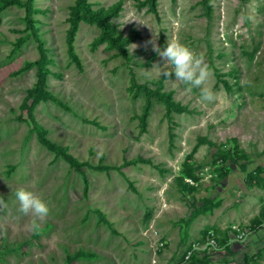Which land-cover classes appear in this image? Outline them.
Returning a JSON list of instances; mask_svg holds the SVG:
<instances>
[{"label":"rangeland","instance_id":"rangeland-1","mask_svg":"<svg viewBox=\"0 0 264 264\" xmlns=\"http://www.w3.org/2000/svg\"><path fill=\"white\" fill-rule=\"evenodd\" d=\"M90 1L95 7L115 0ZM136 1L122 0L112 21L118 29L134 26L141 31V37L128 44L137 80L150 81L160 77L161 70L171 71L153 44L163 48L179 42L204 56L215 102L201 104L198 90L188 92L174 76L165 78V89H172L174 99L192 111L173 112L175 135L169 140L163 104L153 99L146 131H140L133 114L139 111L144 92L131 95L122 56H113L114 50L104 43L90 48L100 29L79 21L73 39L81 62L78 68L65 43L72 0H32L38 8L31 13L34 27L52 60L47 63V92L32 104L33 120L48 139L66 144L80 160L89 178L85 193L80 172L38 140L20 106L36 68L13 70L39 53L32 33L11 50L13 39L30 30L25 28L24 6L4 7L0 11V264H176L184 247L201 237L206 226L223 235L229 222L246 224L264 211V0H209V15L199 0H158V18ZM134 155L149 157L157 167L140 159L123 163V158ZM97 162L107 167L96 168ZM252 169L256 178L249 182L247 171ZM178 173L188 181L185 176H190L196 186H181ZM129 179L134 188L128 186ZM20 188L32 191L49 207L48 216L38 221V234L30 227L35 217L19 209L15 193ZM209 200L216 203L211 210ZM95 207L102 209L116 232L98 220ZM196 209L202 211L185 224ZM206 249L197 250L198 255L184 263L243 264L254 253L250 264H264V216L242 239ZM74 251L78 256L67 261L66 253Z\"/></svg>","mask_w":264,"mask_h":264},{"label":"trees","instance_id":"trees-1","mask_svg":"<svg viewBox=\"0 0 264 264\" xmlns=\"http://www.w3.org/2000/svg\"><path fill=\"white\" fill-rule=\"evenodd\" d=\"M174 1V0H171ZM209 0H199V2L202 4L204 8V12L206 15L210 14V4L208 2ZM137 6H146V10L148 12L153 13L156 18H158V0H137ZM9 4H18L24 6V15L23 18L25 20V28H28L30 31H25L22 34H19L17 37L13 39L11 50H16L19 45L26 39L28 36L32 33L35 36V39L37 41L36 48L38 50V57L31 60V59H25L22 64H20L18 67H16L13 71L19 72L25 68H28L30 65H34L36 68L35 71V80L32 85L29 86V89L25 95H23L20 106L25 110V114L27 119L29 120V124L31 127V130L36 132V136L38 140L44 144L48 149L52 150L53 153L57 156L64 157L68 159L74 167L80 172L82 176L83 186L82 190L86 193L88 189V183L89 178L86 174V170L80 166V160L71 153V151L68 149V146L66 144H57L50 139H48L44 135V129L39 126V124L33 120V115L31 112L32 104L37 101V99L42 95V92H47L46 87V75L50 72L49 67L47 66V63H50L52 60L50 57H48L45 54V50L43 47V42L39 37V34L35 30L34 22L35 19L32 18L31 13L37 12L38 8L32 6V0H0V11L4 9ZM94 3L90 0H72L71 3L68 4V12L66 16L67 26H66V51L71 61L75 63V65L78 68H81V62L80 58L73 46V39L75 38V34L77 31V26L79 21H85L89 24L95 25L98 29H100V32L90 41V48L94 49L98 44L104 43L105 47L108 49H113L114 52L112 53L113 56H122L124 62L126 63L128 67L129 72V82L127 84L128 90L131 92V95L133 97L137 96L139 92H144V99L140 106V109L138 112L134 113L133 115L137 118V123L140 131H146L147 126V116L149 115V111L152 105L153 99L161 102L163 104L164 110H163V116L165 117L167 121V135L169 140H172V138L175 135L174 127L176 126V122L174 121L172 114L173 112H191L192 109L188 107L187 103H183L178 99H174V91L172 89H165L164 79L165 77L160 76L155 79H151L150 81H139L137 80L135 76V72L133 68L131 67V64L129 63L132 54L129 52L128 44L132 42L133 40H136L137 38L141 37V31L138 28H135L134 26H129L127 31H124L122 29H118L115 22L112 21V18L118 16L119 11L122 8V0H115L107 5H98L93 6ZM164 37V34L161 35V39ZM134 52H141L140 49H136ZM148 57V60L153 57ZM145 61V63L148 62ZM218 81L222 82L226 88L230 89L231 86L226 82L224 79H218ZM31 98V99H30ZM55 100L59 104H63V102L59 101L55 98ZM67 107V105H65ZM22 114L19 115V118H22ZM87 120V118H85ZM90 123H93L97 125V122L94 119L87 120ZM233 152L235 154H238V148L236 145L233 147ZM243 153H241L242 155ZM244 155V154H243ZM225 156V155H224ZM223 156V157H224ZM143 160L152 163L154 166L157 167V163H153L149 157H144L143 155H134L131 157H125L123 158V163L133 162L135 160ZM96 168H105L107 167L106 164L97 162L94 164ZM189 175L196 178V174L191 171L190 168H186L185 170ZM247 175L250 178L248 181L250 182L252 179L256 178V173L254 169L248 170ZM176 178L180 182L181 186H184L188 189H192L196 186L192 181H188L183 178V173H178ZM128 186L131 188H134V185L132 181L128 180ZM208 204V203H207ZM216 203H214L213 200H209V210H211ZM102 209L99 207H95L94 211L98 215V220L102 221L109 225V228L111 231L116 232V229L113 228L110 224L109 219L106 217L104 212L101 211ZM202 210L196 209L190 212V214L185 218V224L188 223L191 219V217L196 214L197 212H200ZM259 217L253 218L249 221V226L254 227L255 225H258L260 221L263 219L264 211L262 209L261 213H259ZM207 229L215 230L213 227L206 226L205 229H203L201 236L206 232ZM216 236V235H215ZM216 239L219 244H222L226 241L227 237L224 232L223 235H217ZM226 244H224L225 246ZM184 250V249H183ZM182 250V251H183ZM205 251L206 248L203 249H193L192 252H190V256L186 258L185 260L191 259L193 256H196V251ZM78 256L77 252L74 251L72 253H66V260L71 261L74 258ZM183 253L181 256V260H183L182 264H185V260L183 259ZM256 254H251L250 258L244 260L243 264H250L254 260V257ZM178 263V262H177ZM176 263V264H177Z\"/></svg>","mask_w":264,"mask_h":264},{"label":"clouds","instance_id":"clouds-1","mask_svg":"<svg viewBox=\"0 0 264 264\" xmlns=\"http://www.w3.org/2000/svg\"><path fill=\"white\" fill-rule=\"evenodd\" d=\"M153 51L169 66L171 71L161 70L159 75L171 80L178 81L188 92L198 90V99L201 104L214 103L216 94L208 85L210 69L202 54H198L179 42H168L163 48L153 44ZM252 86L251 82H246ZM19 202V209L24 214H31L35 219L31 223V230L34 233L41 231V224L38 222L49 214V207L46 202L30 190L20 188L15 193Z\"/></svg>","mask_w":264,"mask_h":264},{"label":"built area","instance_id":"built-area-1","mask_svg":"<svg viewBox=\"0 0 264 264\" xmlns=\"http://www.w3.org/2000/svg\"><path fill=\"white\" fill-rule=\"evenodd\" d=\"M189 181H192V178L190 176H185ZM249 221L246 222V224H241L239 221H232L229 222L225 227V234H226V241L222 244H219L216 236L218 235L214 230L207 229L206 232L197 239L191 240L189 244L184 247L183 253V259L185 260L190 256V252H192L193 249H203L206 247H217V246H224L227 242H231L235 239H242L244 235L247 233L249 229ZM216 235V236H215ZM183 260H179L177 264H182Z\"/></svg>","mask_w":264,"mask_h":264}]
</instances>
